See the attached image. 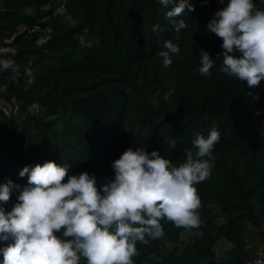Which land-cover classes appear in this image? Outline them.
I'll use <instances>...</instances> for the list:
<instances>
[{
  "label": "trees",
  "instance_id": "trees-1",
  "mask_svg": "<svg viewBox=\"0 0 264 264\" xmlns=\"http://www.w3.org/2000/svg\"><path fill=\"white\" fill-rule=\"evenodd\" d=\"M228 2L190 0L195 10L173 18L188 25L177 34L171 5L159 0H0V60L13 62L0 71V184L26 186L24 167L53 161L100 187L128 148L179 166L215 124L211 174L194 185L199 227L162 220L163 236L137 242L133 264L253 263L249 240H264V81L251 90L257 101L220 71L223 41L206 29ZM254 3L264 10V0ZM166 40L180 46L167 68L158 55ZM200 50L215 60L207 76ZM18 195L0 207L11 211ZM222 242L230 248L219 256Z\"/></svg>",
  "mask_w": 264,
  "mask_h": 264
},
{
  "label": "clouds",
  "instance_id": "clouds-1",
  "mask_svg": "<svg viewBox=\"0 0 264 264\" xmlns=\"http://www.w3.org/2000/svg\"><path fill=\"white\" fill-rule=\"evenodd\" d=\"M159 2L166 8L171 5L166 12L170 20L186 8L195 10L190 0ZM186 27L183 19L173 20L177 34ZM158 28L153 26V31ZM206 30L223 41L220 71L246 82L247 95L259 101L251 90L264 81V10L254 0H229ZM163 49L158 55L167 68L170 54H178L180 46L166 40ZM10 52L16 55L15 49ZM200 64V74L207 76L215 60L200 50ZM12 66L11 60H0V71ZM165 140L175 147V140ZM219 140L215 124L207 137L196 134L179 166L158 151L128 148L112 162L114 179L100 187L88 172L69 175L67 164L47 161L24 167L19 176L27 177L26 186L10 179L0 184V203L7 204L13 191L19 193L11 211L0 207V243L7 242L0 247L2 264H81L82 258L87 264H133L137 242L163 236L162 220L176 227H199L201 202L194 185L209 178L211 153Z\"/></svg>",
  "mask_w": 264,
  "mask_h": 264
},
{
  "label": "rangeland",
  "instance_id": "rangeland-1",
  "mask_svg": "<svg viewBox=\"0 0 264 264\" xmlns=\"http://www.w3.org/2000/svg\"><path fill=\"white\" fill-rule=\"evenodd\" d=\"M208 9V8H207ZM209 11V10H208ZM250 245L254 248L255 254L257 253H263L264 251V240H261L259 236H255L254 239L249 240ZM230 248V246L226 242H222L219 246L218 255L222 256L225 251H227Z\"/></svg>",
  "mask_w": 264,
  "mask_h": 264
},
{
  "label": "built area",
  "instance_id": "built-area-1",
  "mask_svg": "<svg viewBox=\"0 0 264 264\" xmlns=\"http://www.w3.org/2000/svg\"><path fill=\"white\" fill-rule=\"evenodd\" d=\"M247 264H264V251L263 253H259L257 258L254 260L253 263H247Z\"/></svg>",
  "mask_w": 264,
  "mask_h": 264
}]
</instances>
